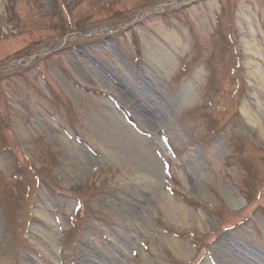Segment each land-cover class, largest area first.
Returning <instances> with one entry per match:
<instances>
[{"label": "rangeland", "instance_id": "1", "mask_svg": "<svg viewBox=\"0 0 264 264\" xmlns=\"http://www.w3.org/2000/svg\"><path fill=\"white\" fill-rule=\"evenodd\" d=\"M0 264H264V0H0Z\"/></svg>", "mask_w": 264, "mask_h": 264}, {"label": "bare ground", "instance_id": "2", "mask_svg": "<svg viewBox=\"0 0 264 264\" xmlns=\"http://www.w3.org/2000/svg\"><path fill=\"white\" fill-rule=\"evenodd\" d=\"M117 84H120L119 86L122 85L121 83H117ZM125 96H126L127 99L130 98V100H131V97H130L129 95H125ZM126 98H125V99H126ZM134 110L137 112V114H140V113H141L139 107L134 108ZM174 215H175V214H174ZM175 217H177V216H175ZM178 219H179V218H178Z\"/></svg>", "mask_w": 264, "mask_h": 264}]
</instances>
